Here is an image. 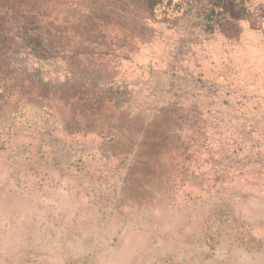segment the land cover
I'll return each mask as SVG.
<instances>
[{
	"label": "rangeland",
	"instance_id": "1",
	"mask_svg": "<svg viewBox=\"0 0 264 264\" xmlns=\"http://www.w3.org/2000/svg\"><path fill=\"white\" fill-rule=\"evenodd\" d=\"M0 264H264V0H0Z\"/></svg>",
	"mask_w": 264,
	"mask_h": 264
}]
</instances>
